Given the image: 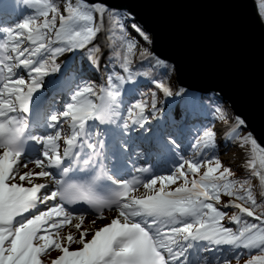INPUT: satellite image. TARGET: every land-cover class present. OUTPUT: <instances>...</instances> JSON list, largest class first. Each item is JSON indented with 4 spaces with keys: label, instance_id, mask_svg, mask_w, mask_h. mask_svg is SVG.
<instances>
[{
    "label": "snow or ice",
    "instance_id": "1",
    "mask_svg": "<svg viewBox=\"0 0 264 264\" xmlns=\"http://www.w3.org/2000/svg\"><path fill=\"white\" fill-rule=\"evenodd\" d=\"M13 3L34 14L14 27H0V264H44L53 252L50 264H190L194 244L224 252L216 264L245 257L246 264H264V193L257 199L252 185L255 180L264 189V146L251 132L241 135L245 122L236 116L229 124L220 103L212 108V120L225 126L223 139L246 150V178L233 179V170L215 154V124L202 125L189 144L191 156H181L168 175L137 167V175L125 178L130 171L103 163L105 144L94 128L114 125L121 137L134 128L145 130L162 112L161 96L184 97L179 116L170 109L173 124L204 105L182 88L173 91L174 67L151 54L145 46L151 39L130 23V13L98 0ZM256 5L264 23V0ZM77 56L99 80L83 79ZM56 74L59 90L72 93L70 102L50 112L53 97L30 124L25 114L45 79ZM141 81L153 89L149 98L141 94L122 109L125 86ZM40 127L54 131L29 130ZM140 135L157 153L177 144L165 131ZM30 143L38 147L29 153ZM130 147L127 139L117 143L121 153ZM81 162L91 171L83 182L70 176ZM102 181L110 187L99 196ZM86 216L107 222L93 231L85 227Z\"/></svg>",
    "mask_w": 264,
    "mask_h": 264
},
{
    "label": "water",
    "instance_id": "2",
    "mask_svg": "<svg viewBox=\"0 0 264 264\" xmlns=\"http://www.w3.org/2000/svg\"><path fill=\"white\" fill-rule=\"evenodd\" d=\"M98 2L130 13V22L151 39V53L174 67L175 82L185 94L230 109L232 123L240 117L247 133L264 146V23L256 0ZM224 127L217 137L228 148L234 143L223 139Z\"/></svg>",
    "mask_w": 264,
    "mask_h": 264
},
{
    "label": "trees",
    "instance_id": "3",
    "mask_svg": "<svg viewBox=\"0 0 264 264\" xmlns=\"http://www.w3.org/2000/svg\"><path fill=\"white\" fill-rule=\"evenodd\" d=\"M34 12L32 9H28L27 12L25 13V19L31 15H33ZM130 32L131 29H129ZM150 49V47H149ZM141 50V47H137V57H136V60H137V63H139V60H140V57H139V52ZM151 52V51H150ZM152 54V53H151ZM153 55V54H152ZM154 56V55H153ZM170 64V63H169ZM171 65V64H170ZM78 66H82V69L83 71L85 70V73L82 71V75H83V79L84 80H90L91 82H95V79H93L92 77H90V72L87 70V65L86 64H83L82 61L80 60V58L78 59ZM172 66V65H171ZM170 76H171V81L173 83V91H174V86H175V82L173 80L174 76H173V72L170 73ZM164 79V82L167 84L168 83V80L167 78H163ZM82 82V81H81ZM153 89L150 88L148 86L147 83L141 81L135 85H131L128 87V91H131V98H129V96H126L125 97V101H126V104L124 105V108L126 109L127 107H129L130 105L136 103L137 100L141 99V94H144L143 98L144 99H148L149 98V95L151 93ZM161 99V98H160ZM202 102V104L204 105V108L203 109H200V108H197L196 110H194V113L191 115L190 117V120L188 121L187 126L191 129V130H194V131H197V130H201V127L202 125H210V124H215V127L218 124H221L219 122H216V121H213L212 120V108L215 104H217L213 99H202L200 100ZM160 102V101H159ZM160 104H158V107L160 108ZM223 108L225 109V111L229 114V115H232V112L230 111V109L226 108L223 106ZM127 116V113H125V118ZM199 118L201 120H199ZM187 120V119H186ZM186 120L184 121V123L186 122ZM202 122V123H201ZM156 127V120H152L149 125H148V128L144 130L145 134H150L152 133V130ZM66 128V126H65ZM135 129V128H134ZM198 131V132H199ZM198 132L196 135H198ZM141 133V131H140ZM131 136V132H128V138H130ZM196 137V136H195ZM195 139V138H194ZM136 144L141 148L143 149L144 148V145L143 143H141L138 139H137V142ZM218 147V145H217ZM216 154V153H215ZM221 161L223 162V160L221 159ZM224 163V162H223ZM225 165V164H224ZM227 166V165H225ZM237 166V165H236ZM230 167L233 172L235 173V175L232 177L233 179H242V178H246L247 177V172H245V175H242V174H239V171L237 169H234L232 168L231 166H228ZM252 185H253V188H254V194L257 196V199L260 198V194L261 193H264V189H262L259 184L257 183V181H252ZM208 254H211L213 255L212 256V259L214 260V262L216 263L217 260H219L223 255H225L224 252H214V253H205V255L208 256ZM248 257H245L243 259H241L239 262L237 261H233L232 264H246V261H247Z\"/></svg>",
    "mask_w": 264,
    "mask_h": 264
},
{
    "label": "rangeland",
    "instance_id": "4",
    "mask_svg": "<svg viewBox=\"0 0 264 264\" xmlns=\"http://www.w3.org/2000/svg\"><path fill=\"white\" fill-rule=\"evenodd\" d=\"M25 20V17H21L20 19L14 21L12 24L9 25V27H14L17 23H22L23 21ZM132 23V22H130ZM4 27H7V26H4ZM132 33V32H131ZM132 35H134L132 33ZM147 35V34H146ZM137 37V36H136ZM142 37H137V39L140 40L141 44H144V40L143 38L141 39ZM146 47H149L145 44ZM137 47H140V45H138ZM103 63V62H102ZM52 75H50L49 77L47 78H50ZM174 76V74H173ZM100 79V78H99ZM174 79V78H173ZM102 81V80H101ZM71 96V95H70ZM69 96V98H70ZM51 111H54V109H50V112ZM229 123H232L234 121V117L233 115H229ZM217 126H220L222 127L223 125L222 124H218ZM52 131H54L52 129ZM194 132V131H193ZM198 132V130L196 131V133ZM221 132V129H218V133ZM51 133V132H50ZM241 135H247V131H243L241 133ZM190 153L187 155V156H191V150H189ZM218 150H215L216 152V155L219 156L220 159L223 160L224 164L227 165V166H231L232 168L234 169H237L239 171V174H242V175H245V172L248 173V169L246 168V162H244V158H241V157H238L239 154L242 153V151H245V149H241L237 144H232L230 145L228 148H226L224 151H222L221 153L217 152ZM186 157V156H185ZM180 162V159L179 161H177L175 164H171L172 167L166 171L165 173L163 174H160V173H156V174H153V176L155 175H168L169 172L176 166L177 163ZM237 165V166H236ZM147 165H144L141 164L140 167H145ZM257 166L259 167V160L257 159ZM30 168L32 167V165L29 166ZM203 171V169H202ZM173 187V186H172ZM139 193H133V195H138ZM112 215H114V213H111L108 217H111ZM104 221V220H103ZM102 220H98L96 217H93V216H86L85 218V227H88V226H91V228L93 229V231L95 230V228H97L99 225H101V223L103 222ZM67 231V229H65V232ZM74 232V230H73ZM64 233H61V235H63ZM75 234V232H74ZM199 253H196V257L193 259V262L194 261H199L200 263H193V264H216L214 262V260L212 259V256L211 254H208L205 255L203 251L201 250H198ZM57 255V253L53 252L50 256L48 257H45L44 258V264H50L51 260ZM196 259V260H195ZM188 260L190 261L189 259V255H188ZM191 263V262H190Z\"/></svg>",
    "mask_w": 264,
    "mask_h": 264
},
{
    "label": "bare ground",
    "instance_id": "5",
    "mask_svg": "<svg viewBox=\"0 0 264 264\" xmlns=\"http://www.w3.org/2000/svg\"><path fill=\"white\" fill-rule=\"evenodd\" d=\"M21 17H23V16H20V18ZM130 28V27H129ZM143 32V31H142ZM62 62H64V61H62ZM168 63V62H167ZM90 72V71H89ZM91 73V72H90ZM94 77H96L97 79H98V77L97 76H94ZM99 80V79H98ZM174 80V82H175V78L173 79ZM97 81V80H96ZM46 82H44V84H45ZM174 92L177 90V89H181L180 87H178L177 86V84H176V82H175V86H174ZM190 93H186L185 95H189ZM191 95V94H190ZM193 96V95H192ZM183 99H184V97L183 96H181V102H183ZM180 111H181V109L179 110V113H180ZM194 113V111H192V112H189V114H188V116L189 115H191V114H193ZM188 116H187V118H188ZM187 121V120H186ZM186 123V122H185ZM183 124H184V122H182V123H178L177 125L181 128L182 126H183ZM48 130V132L50 133V132H52V129H47ZM160 131H163L162 129H160V128H158L157 126L152 130V134L154 135V134H156L157 132H160ZM190 139H191V136H190ZM190 150V149H189ZM130 153L132 152V149H130V151H129ZM190 153V151H186V153L183 155V156H186L187 157V155ZM163 154H164V156H163V158H162V161L160 162V163H158L157 165H156V167H155V169L152 171L153 172V174H156V173H160V174H163V173H165L166 171H168L170 168H171V160H168L167 159V157H172V156H175L176 154H178V156H177V158L179 157V156H182V153H181V149L180 150H178V152H177V149L175 148V146L172 148V150L171 151H165V152H163ZM239 157H241V158H243V157H245V161H247V155H246V152L245 151H242V153L239 155ZM143 163H144V165H147V166H149V167H147V168H151V165H149V161L148 160H143L142 161ZM137 167H140L139 166V164H136V165H133L132 166V170H131V175H130V177L132 176V175H137V173L135 172V168H137ZM173 187H175V186H173ZM141 191H143L142 189H141ZM103 221V220H102ZM107 221L106 220H104L101 224H104V223H106ZM191 263L190 264H193V263H200L199 261H190Z\"/></svg>",
    "mask_w": 264,
    "mask_h": 264
}]
</instances>
